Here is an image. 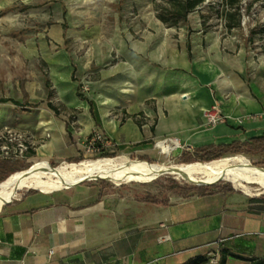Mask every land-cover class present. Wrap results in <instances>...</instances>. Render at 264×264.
Segmentation results:
<instances>
[{
  "label": "crops",
  "instance_id": "obj_1",
  "mask_svg": "<svg viewBox=\"0 0 264 264\" xmlns=\"http://www.w3.org/2000/svg\"><path fill=\"white\" fill-rule=\"evenodd\" d=\"M191 21L180 32L163 33L164 24L149 17L153 32L127 38L121 78L107 81L114 96L92 103L95 118L88 101L73 115L90 141L101 135L94 147L152 157L155 143L169 137L199 151L264 136V117H250L264 108V77L244 76V45L204 30L200 18ZM215 104L225 120L208 125L205 114ZM49 108L38 131L46 140L33 156L80 155L82 139ZM253 152L264 157V148ZM216 248L225 264L264 258V202L220 188L151 202L73 189L0 208V264H190Z\"/></svg>",
  "mask_w": 264,
  "mask_h": 264
},
{
  "label": "rangeland",
  "instance_id": "obj_2",
  "mask_svg": "<svg viewBox=\"0 0 264 264\" xmlns=\"http://www.w3.org/2000/svg\"><path fill=\"white\" fill-rule=\"evenodd\" d=\"M224 9L223 0H206L189 15L190 21L188 19L180 27L172 29L163 25L162 32H180L186 24L191 26L193 17L203 21L204 16L209 31L234 37L239 44L244 45V76L248 81L261 82L264 77V0H241L238 13L234 10L226 12ZM149 17H156L152 0H0V98H13L23 104L16 106L10 102L0 103V182L9 176L4 166L11 163L16 172L25 171L43 159L67 169V165L73 163L96 161L128 153L97 149L94 147L95 142L83 135L84 132L79 129L78 123L82 121L73 118L76 113L81 114L83 109L69 107L65 98L61 99L59 84L53 76L56 69L49 58L53 59L61 54L68 60L70 85L75 97L81 99L77 95L78 89L83 98L81 100L92 103L106 95L112 97L114 94H111V85L108 86L107 81L121 78V48L127 38H138L139 34L153 32V27H149L147 23ZM236 22H239V25L232 27ZM74 67L76 71L72 79ZM48 102L57 108L58 114L54 111L56 117L69 121L76 139H82L77 142L82 148L80 155L76 156L80 157V160L69 162L67 159L71 157H37L29 153L30 150L35 152L46 140L45 135L41 137L38 131L41 113L43 109L49 108ZM33 107L35 108L31 109ZM214 112L219 116L217 123L225 120L216 104L211 106L206 114ZM250 117H264V108ZM206 123L214 125L207 120ZM21 144L29 146L26 151L28 155H19ZM156 149V154L152 157L129 154L164 166L202 160L198 159L193 151L176 149L167 156L157 145ZM238 154L250 158L256 165L264 166L263 155L251 154L248 148H232L222 156ZM201 186L210 191L216 188H232L234 192L264 202V189L257 185L235 187L228 181H221L215 185ZM196 187L184 179L171 177L148 183L113 184L100 180L55 191L91 189L114 201L129 197L151 202L163 200L170 193L187 195ZM27 192L28 190H25L23 196L28 198ZM33 192L34 196L42 194L38 190Z\"/></svg>",
  "mask_w": 264,
  "mask_h": 264
},
{
  "label": "bare ground",
  "instance_id": "obj_3",
  "mask_svg": "<svg viewBox=\"0 0 264 264\" xmlns=\"http://www.w3.org/2000/svg\"><path fill=\"white\" fill-rule=\"evenodd\" d=\"M49 60L56 69L53 76L59 84L61 99L64 100L65 95H70L69 107L87 108L86 101L75 97L71 89L68 60L61 54ZM187 96L186 93L181 95L183 99ZM102 100L106 102L107 99ZM174 142L178 143L179 140L176 138ZM159 147L162 153L170 156L175 144L167 145L161 140ZM195 174L202 176L198 177ZM170 175L195 186L215 185L221 181H228L235 187L257 185L264 189V166L256 165L250 158L241 154L224 155L214 161L199 160L188 164L164 166L153 161L143 162L136 156L123 153L117 157L73 163L67 165L65 170L58 164L43 159L25 171L15 172L0 182V208L7 200L22 197L25 190H28L26 193L28 198H32L35 190L49 194L55 190L71 189L100 180L113 184L148 183Z\"/></svg>",
  "mask_w": 264,
  "mask_h": 264
},
{
  "label": "trees",
  "instance_id": "obj_4",
  "mask_svg": "<svg viewBox=\"0 0 264 264\" xmlns=\"http://www.w3.org/2000/svg\"><path fill=\"white\" fill-rule=\"evenodd\" d=\"M153 1V9L155 12V16L167 27H178L181 24L185 23L187 21L188 15L197 10L200 6L203 5V3L206 0H152ZM240 1L241 0H223V6L225 7V11L229 12L230 10H234L235 12L238 13L240 9ZM203 18V28L204 30L206 29V21L205 17L202 16ZM239 22H236L232 25V27L238 26ZM65 28V25H63ZM190 32V30H189ZM188 55L189 57L191 56L190 52V45H188ZM76 68L74 67L73 72H72V79H74ZM77 95L81 98L82 96L79 93V89L77 90ZM88 101V100H87ZM12 103L16 106H23L19 101L13 99V98H0V103ZM48 106L55 111L56 114H58L57 108H55L52 103L48 102ZM88 104L90 105L89 111L92 115L93 118L94 116V111H93V106L92 102L88 101ZM68 127V124H67ZM242 146H245L249 148V153H254L253 150H259L264 148V136L262 137H257V138H252L250 141L241 143L239 144L238 142H233L229 145H220V146H205L201 150L196 152V157L198 159H202L204 161H212V160H217L221 158V156L229 151L232 148H236L237 150L240 149ZM30 154H34L35 152L30 150ZM29 153H26L25 155H28ZM80 157H74V158H68L67 161L72 162V161H78L80 160ZM5 171L7 174L11 175L15 173L17 170L12 166V163L9 165L4 166ZM196 189L200 191V193L206 192L208 189L205 188L204 186H197ZM227 191L234 192L232 188H228ZM221 257L219 260L218 264H225V254L223 249H220ZM251 263L250 264H264V258H259L256 256H253L250 259ZM207 258H197L194 261H192L190 264H206Z\"/></svg>",
  "mask_w": 264,
  "mask_h": 264
},
{
  "label": "built area",
  "instance_id": "obj_5",
  "mask_svg": "<svg viewBox=\"0 0 264 264\" xmlns=\"http://www.w3.org/2000/svg\"><path fill=\"white\" fill-rule=\"evenodd\" d=\"M205 118L207 120L208 123H211V124H215L219 121V116H218V113L217 112H214V113H210V114H206L205 115ZM176 138H164L162 139V141L169 145V144H175V147L173 150H176V149H182L183 151H187V152H191V151H195V149L193 148L192 144L190 143H181V142H174ZM0 140H2V137L0 136ZM101 135H96L95 136V139L93 140L94 142L96 141H101ZM161 141V140H160ZM157 146L159 147V141L156 143ZM28 147L29 146H26V145H23L21 144L19 146V155L22 156V155H25L28 150ZM5 148V147H3ZM172 150V151H173ZM160 241H167L169 240V237L168 236H162L161 238H159ZM53 251L50 250V253H52ZM220 257H221V253H220V250L218 248H216L213 252L210 253V255L208 256L207 258V262L206 264H218L219 263V260H220ZM199 264H202V263H199Z\"/></svg>",
  "mask_w": 264,
  "mask_h": 264
},
{
  "label": "water",
  "instance_id": "obj_6",
  "mask_svg": "<svg viewBox=\"0 0 264 264\" xmlns=\"http://www.w3.org/2000/svg\"><path fill=\"white\" fill-rule=\"evenodd\" d=\"M65 101H66V103L69 105V103H70V95H65ZM138 159L139 160H141V161H143V162H146L145 160H143L142 158H139L138 157ZM212 161H214V160H212ZM61 169H63V170H65V168L64 167H62L61 165H58ZM171 177H173L172 175H170V176H167V177H165V178H163V179H166V178H171ZM25 199H27V197H25V196H22V197H20V198H17V199H13V200H7L5 203H4V205L3 206H5L6 204H8V203H12V202H20V201H23V200H25ZM2 206V207H3Z\"/></svg>",
  "mask_w": 264,
  "mask_h": 264
}]
</instances>
